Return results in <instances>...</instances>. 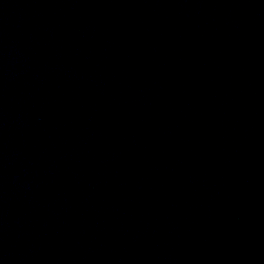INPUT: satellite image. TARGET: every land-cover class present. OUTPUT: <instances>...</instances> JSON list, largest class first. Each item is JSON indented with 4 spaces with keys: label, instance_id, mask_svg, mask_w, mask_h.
I'll use <instances>...</instances> for the list:
<instances>
[{
    "label": "water",
    "instance_id": "obj_1",
    "mask_svg": "<svg viewBox=\"0 0 264 264\" xmlns=\"http://www.w3.org/2000/svg\"><path fill=\"white\" fill-rule=\"evenodd\" d=\"M0 264H264V0H0Z\"/></svg>",
    "mask_w": 264,
    "mask_h": 264
}]
</instances>
